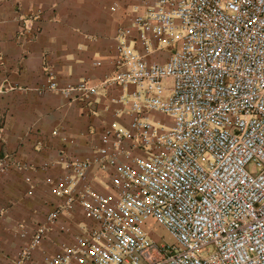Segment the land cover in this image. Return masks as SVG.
<instances>
[{
    "label": "built area",
    "instance_id": "1",
    "mask_svg": "<svg viewBox=\"0 0 264 264\" xmlns=\"http://www.w3.org/2000/svg\"><path fill=\"white\" fill-rule=\"evenodd\" d=\"M113 39L102 81L59 87L50 71L46 89L90 105L120 88L111 103L128 124L112 122L88 157L62 163L57 203L9 264H30L76 208L97 227L52 264H264V0H132ZM26 169L0 148V176ZM149 221L174 244L154 243Z\"/></svg>",
    "mask_w": 264,
    "mask_h": 264
},
{
    "label": "crops",
    "instance_id": "2",
    "mask_svg": "<svg viewBox=\"0 0 264 264\" xmlns=\"http://www.w3.org/2000/svg\"><path fill=\"white\" fill-rule=\"evenodd\" d=\"M131 3L0 0V148L27 166L0 176V264L17 258L28 241V235L20 237L18 224L30 234L57 203L52 184L64 172L62 163L88 157L112 122L128 124V118L114 116L118 107L111 103L122 93L120 88L101 89L86 105L67 103L46 86L50 71L59 87L82 78L99 83L108 76L115 56L113 37L130 17ZM77 215L83 216L78 208L59 219L57 225L65 231L53 226L34 248L30 264H52V258L62 254V244L73 245L75 236L97 227L87 217L74 223ZM81 263L80 256L69 262Z\"/></svg>",
    "mask_w": 264,
    "mask_h": 264
},
{
    "label": "rangeland",
    "instance_id": "3",
    "mask_svg": "<svg viewBox=\"0 0 264 264\" xmlns=\"http://www.w3.org/2000/svg\"><path fill=\"white\" fill-rule=\"evenodd\" d=\"M156 118L162 122H165V123L169 122L167 120V118H165L164 116L157 115ZM52 185H54V183ZM78 214H80V213H78ZM77 216H76L77 221H74V223L82 221L83 217L86 218V216H84V215L83 216L81 215V217H80V215H77ZM59 226L60 225H57V228H56L58 231L60 230ZM145 230H146L147 234L149 235L150 239L156 244H164V245H173L174 244L173 239L169 236L167 231L163 227H161V226H159V225H157L151 221L147 222V224L145 225ZM33 231L30 234H28V236H31ZM81 235H83V233H81Z\"/></svg>",
    "mask_w": 264,
    "mask_h": 264
}]
</instances>
